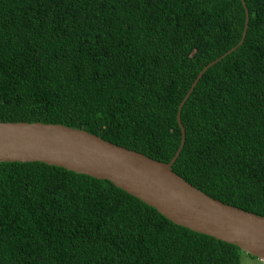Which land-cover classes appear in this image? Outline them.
I'll list each match as a JSON object with an SVG mask.
<instances>
[{
	"label": "trees",
	"instance_id": "1",
	"mask_svg": "<svg viewBox=\"0 0 264 264\" xmlns=\"http://www.w3.org/2000/svg\"><path fill=\"white\" fill-rule=\"evenodd\" d=\"M264 216V0H0V121L85 129ZM112 181L0 162V264H241ZM248 254V253H247ZM254 258H258L249 254Z\"/></svg>",
	"mask_w": 264,
	"mask_h": 264
},
{
	"label": "water",
	"instance_id": "2",
	"mask_svg": "<svg viewBox=\"0 0 264 264\" xmlns=\"http://www.w3.org/2000/svg\"><path fill=\"white\" fill-rule=\"evenodd\" d=\"M248 23L247 10L241 41L203 68L182 101L178 112L182 141L169 162L85 129L40 121H0V162L41 161L110 180L176 224L236 244L264 261V216L213 198L172 169L185 144L181 111L186 100L206 70L244 42Z\"/></svg>",
	"mask_w": 264,
	"mask_h": 264
},
{
	"label": "rangeland",
	"instance_id": "3",
	"mask_svg": "<svg viewBox=\"0 0 264 264\" xmlns=\"http://www.w3.org/2000/svg\"><path fill=\"white\" fill-rule=\"evenodd\" d=\"M241 264H264V261L259 258H254L247 253H242Z\"/></svg>",
	"mask_w": 264,
	"mask_h": 264
}]
</instances>
